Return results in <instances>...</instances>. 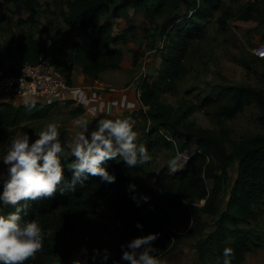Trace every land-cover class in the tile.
<instances>
[{
	"label": "trees",
	"instance_id": "obj_1",
	"mask_svg": "<svg viewBox=\"0 0 264 264\" xmlns=\"http://www.w3.org/2000/svg\"><path fill=\"white\" fill-rule=\"evenodd\" d=\"M12 1L18 0H0V21L12 23L8 12V3ZM54 1L65 5L61 14L70 28L82 30L88 38V41H74L72 49L82 71L89 77H99L105 70L119 68L124 57L122 44L135 37L132 25L115 31V19L131 7L147 17L151 27L146 26L144 31L147 38L153 37L148 47L154 46L157 35L165 37V43L157 79L150 76L140 84L142 103L148 106L142 117L152 120V127L143 136L145 146L150 152L160 142L176 151H183L190 141L196 140L197 151L180 173H170L168 166L160 169L148 193L150 199L141 205L132 199L127 186L130 181L136 184L138 176L145 173L144 164L128 168L122 159L116 158L102 162L116 175L112 183L89 174L82 184L77 181L74 190L61 192L57 189L52 196L28 201L25 218L38 219L45 238L42 248L23 264H50L60 258L69 262L75 243L83 242L91 248L104 231H109L111 243L99 249H108V260L100 259L103 252L93 260L94 249L91 248L88 264H114V261L128 264L119 259L121 244L149 232L158 233L153 243L161 255L166 250L175 249L172 236H178L167 229L172 215L166 208L180 214L192 206L194 216L188 220V223L191 221L190 228L181 239L195 233L201 237L195 244L192 259L174 264H216L217 257L223 259L221 254L226 245L233 248L231 264H246L247 255L264 246V90L251 85L224 86L217 92L206 94L198 106H187L176 115L171 106L159 100L162 89H171L187 73L189 66L185 59L190 54L191 42L202 35V20L212 17L221 0ZM259 3L240 8L241 18L253 19L263 26L264 7L261 8ZM23 4L29 15L19 18V24H36V3L24 0ZM194 7L198 8L189 14ZM230 15V11L225 10L218 18L222 27ZM152 28L154 32L150 34ZM32 35L29 43L18 48L21 58L30 59L28 61L35 60L43 52L42 45ZM259 59L263 65L259 78L264 83V58ZM218 102L221 103L219 115L224 118H233L246 106L255 103L259 109L257 120L261 130L234 142L228 150L223 131L217 134L195 122H186L196 108ZM49 108L50 105L40 103L16 106L0 102V142L10 144L19 129L32 132L34 127L26 121L44 116ZM130 115L137 119L136 115ZM159 129L168 130L176 142L168 140ZM72 158L69 156L67 160ZM235 161L238 163L236 176L230 183L229 168ZM61 162L67 161L62 158ZM63 176L66 181H71V170L65 167ZM134 191L137 193V188ZM201 199L205 200L204 203L197 206ZM13 209V205L3 206L4 212ZM137 222L142 227H137ZM207 227L213 229L203 235Z\"/></svg>",
	"mask_w": 264,
	"mask_h": 264
},
{
	"label": "rangeland",
	"instance_id": "obj_2",
	"mask_svg": "<svg viewBox=\"0 0 264 264\" xmlns=\"http://www.w3.org/2000/svg\"><path fill=\"white\" fill-rule=\"evenodd\" d=\"M33 1H37L39 4L36 23H40L42 27H39V29L32 27L30 28L32 31L39 32L40 35L44 34L43 30L45 29L44 24L46 22L48 26H53V30H55V25L56 27L61 25V10L65 8L64 4H60L54 0ZM257 1L260 2L258 5L263 8L264 0H221L220 7L214 11L212 17L207 20H202V24L204 25L202 35L199 38L193 39L189 48L190 54L187 56L188 58L185 59V63L187 62V66H189L187 73L178 80L171 89H162L159 95V100L163 104L171 106L174 115L183 111L182 109L187 106H198L206 94L212 91L217 92L224 86L251 85L264 90V83L259 78V73L263 70V65L255 51L257 46L264 43V25L260 26L258 22L253 19L241 18L242 11H240V8L249 6ZM23 2L24 0L11 2L12 6L10 5L9 7L10 11L16 13V10L20 9V12H22L21 14H24L25 6ZM225 10H229L231 15L225 26L222 27L219 24L218 18ZM144 18H146L144 23H142L139 18L138 20L135 19L136 22H138L137 24L132 23V26L135 27L132 31L135 33V38L140 35L138 28L139 30H144L146 26H149V28L151 27L147 17ZM160 20L161 18H159V21ZM6 24L9 28L10 24L8 22H6ZM153 32L152 28L150 34ZM150 38L153 37H148V39ZM131 40L133 41V39ZM148 72H150L149 69ZM149 74L152 77V73L150 72ZM217 87H219V89ZM220 104L221 103L218 102L203 108H196L189 114L186 122H195L199 126L214 130L217 134L223 131V133H225L228 150H231L234 142H238L245 136L261 130L257 120L259 109L255 103L246 106L243 111L239 112L233 118H224L219 115ZM147 110L148 107L144 113H147ZM40 122L41 121L33 122V127L37 126V123ZM143 122H145V124ZM151 123V119L143 118L142 127L146 126L145 128L148 129L144 130V128H142V133L138 136L139 142L146 143L143 136L145 132H148L152 127ZM154 138L155 135L153 136V139ZM8 147L9 146H0V156L6 152ZM187 148L195 150L197 148L196 140H192ZM177 152L181 153L160 142L156 143L151 148L150 153L152 159L144 164L145 173H141L136 181L138 194L149 193L150 189L153 188L156 171L162 166H167L169 159L175 156ZM237 164V161H235L230 165V183L236 176ZM182 170L178 168L176 172L172 173H180ZM4 174L5 171L1 172L0 176ZM204 201V199H201L196 205L200 206ZM143 203L144 201H141L139 205ZM103 207L104 206H102L101 209H103ZM192 208L180 214L166 208V210L170 212L168 213L172 215L171 222L167 229L170 233L175 232L176 235H178L172 236L173 242L176 243L175 249L166 250L160 255V258L165 260L166 264L189 261L195 254V244L201 235L195 233L194 235L186 236L181 239L190 228L191 221L188 223V220L194 216ZM212 229V227L205 228L203 235ZM110 243L111 237L109 231H104L98 236L96 243L91 245V248L98 249L102 253L103 251L99 249V247H108ZM91 248L86 243L77 242L75 243L74 251L87 254L86 252L88 251L90 253ZM56 260L63 259L60 258ZM56 260H53L50 264H54ZM66 264L71 263L67 261ZM246 264H264V246L261 249L249 253L246 258Z\"/></svg>",
	"mask_w": 264,
	"mask_h": 264
},
{
	"label": "clouds",
	"instance_id": "obj_3",
	"mask_svg": "<svg viewBox=\"0 0 264 264\" xmlns=\"http://www.w3.org/2000/svg\"><path fill=\"white\" fill-rule=\"evenodd\" d=\"M162 41L165 42L163 38ZM70 92L76 99L83 100L85 96L84 89L79 86L73 87ZM121 103L125 104L124 98H121ZM125 106L134 107L130 101ZM90 111L95 112V109ZM136 123L130 114L117 115L115 118L98 119L97 126L89 130L87 120L78 119L75 124L79 130L68 153L59 139L55 121H48L38 132L34 131L35 139L31 141L29 132L13 135L10 146L0 156V160L7 165L0 190V264H23L42 248L45 232L40 221L34 217L25 218L28 201L52 196L57 189L61 192L74 190L77 181L82 184L89 174L98 175L106 183L114 182L115 173L102 163L107 159H122L128 168L143 165L152 159L145 144L138 141ZM69 156L73 157L70 161L67 160ZM62 158L67 162L62 163ZM180 159L179 152L169 159L167 166L170 173L180 169ZM65 167L72 172L71 181L64 179ZM136 188L137 185L130 181L127 190L132 192V199L138 205L141 201L147 202L149 195L137 194L134 191ZM6 205H13L14 209L4 212L3 206ZM137 227L142 225L137 222ZM157 235L156 232H149L122 243L119 259L128 264H166L160 258L158 246L153 243ZM232 253L233 248L226 245L221 254L223 259L217 257L216 264H231ZM99 254L100 250L94 249L92 259L95 260ZM108 257L109 251L105 248L100 259L106 262ZM72 264H88V259H75ZM114 264L118 262L114 261Z\"/></svg>",
	"mask_w": 264,
	"mask_h": 264
},
{
	"label": "crops",
	"instance_id": "obj_4",
	"mask_svg": "<svg viewBox=\"0 0 264 264\" xmlns=\"http://www.w3.org/2000/svg\"><path fill=\"white\" fill-rule=\"evenodd\" d=\"M34 3H36L37 7L39 6L37 1H34ZM10 5L12 6L11 2L10 4L8 3V8ZM24 11L25 13L21 14L20 9H17L16 13H13L9 8L8 12H11L12 15V23H10L9 28L6 24L7 21H0V67L15 71L21 60H30L21 58L18 48L21 44L29 43V38L33 34L32 36L43 47L42 53L49 54L53 58L56 74L67 81V86L62 88L55 96H50L48 101L43 99L33 101L27 96L0 93V102H9L16 106L31 103L50 105L48 112L44 116L26 121L31 126H33V122L41 121L29 133L30 141L35 139L34 131L38 132L48 121H55L58 124L59 139L66 153L70 151L72 140L79 130L75 124L78 119L87 120L89 130H92L97 126L98 119L134 114L137 116L136 128L138 136L142 133V128L144 130L148 129L145 128L146 126L142 127V113L148 106L144 105L138 97L140 88L139 70L145 58L148 61V69L152 73L151 78L157 79L162 63V49L159 48L162 43L160 36L157 35L155 37L154 46L150 48L148 43L153 38L148 39L145 31L138 28L140 35L132 38L133 41L130 39L127 43L122 44L124 57L120 67L105 70L99 77H89L82 71V65L75 59L72 49L74 41H88L85 33L80 29L70 28L64 21L63 16H61V25L59 27L55 25V30H53V26H48L46 22L44 24V34L40 35L39 32L38 34L30 29L32 27L41 28L40 23L32 24L28 22L19 24V18H25L29 15L28 10L24 8ZM144 17L143 13L141 14V12L131 7L115 19L114 29L115 31H122L132 25V23L137 24L136 20L138 18L144 23L146 19ZM76 86L84 89L85 96L83 100L76 99L71 95L70 90ZM121 98H124L125 104L130 101L134 107L131 109L126 107L125 104L121 103ZM91 109H95V112L90 111ZM143 123L145 124V122ZM17 132L23 131L19 129ZM2 145L10 146V144H2L0 142V146ZM163 167L165 166L159 168L158 171ZM4 171L5 174L0 176L1 180L6 175L7 165L0 160V173ZM158 171H156L155 179ZM86 253L81 254L74 251L69 262L72 264L75 259L87 258L90 253L88 251ZM66 262V260H56L54 264H66Z\"/></svg>",
	"mask_w": 264,
	"mask_h": 264
},
{
	"label": "built area",
	"instance_id": "obj_5",
	"mask_svg": "<svg viewBox=\"0 0 264 264\" xmlns=\"http://www.w3.org/2000/svg\"><path fill=\"white\" fill-rule=\"evenodd\" d=\"M197 8H192L189 14H192ZM163 40L165 41V37ZM164 43L162 41L160 49H163ZM255 51L260 58H264V43L257 46ZM139 72L140 84L143 79L150 78L147 59L144 58ZM66 86V79L56 74L54 60L49 54H40L38 58L31 61L21 60L15 71L0 67V93L27 96L33 101H38L39 99L48 101L50 96H55ZM138 97L141 100V88L138 90ZM159 132L168 140L176 142L175 136L168 130L159 129ZM190 150L194 149L185 148L180 151V161L189 159L191 156ZM194 151L196 152L197 150L195 149ZM184 163H180L181 167Z\"/></svg>",
	"mask_w": 264,
	"mask_h": 264
},
{
	"label": "water",
	"instance_id": "obj_6",
	"mask_svg": "<svg viewBox=\"0 0 264 264\" xmlns=\"http://www.w3.org/2000/svg\"><path fill=\"white\" fill-rule=\"evenodd\" d=\"M190 152H191V156H193V155L195 154V151H194V150H190ZM191 156H190V157H191ZM190 157H189V158H190ZM188 160H189V159H184V160L182 161V164H183L184 162L187 163ZM185 163H184V164H185ZM183 168H184V165L180 168V170H182Z\"/></svg>",
	"mask_w": 264,
	"mask_h": 264
},
{
	"label": "bare ground",
	"instance_id": "obj_7",
	"mask_svg": "<svg viewBox=\"0 0 264 264\" xmlns=\"http://www.w3.org/2000/svg\"><path fill=\"white\" fill-rule=\"evenodd\" d=\"M183 158V157H182ZM184 159H182V161H183ZM182 161H180V163H182ZM181 165V164H180Z\"/></svg>",
	"mask_w": 264,
	"mask_h": 264
}]
</instances>
